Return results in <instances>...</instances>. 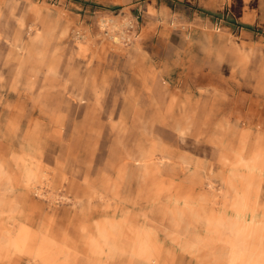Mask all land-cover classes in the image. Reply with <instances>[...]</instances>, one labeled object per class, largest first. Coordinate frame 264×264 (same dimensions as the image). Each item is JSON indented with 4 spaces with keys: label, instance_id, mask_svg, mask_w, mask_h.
Returning <instances> with one entry per match:
<instances>
[{
    "label": "rangeland",
    "instance_id": "1",
    "mask_svg": "<svg viewBox=\"0 0 264 264\" xmlns=\"http://www.w3.org/2000/svg\"><path fill=\"white\" fill-rule=\"evenodd\" d=\"M29 129L51 164L68 158L76 183L25 196L36 225L54 216L76 237L73 228L93 212L90 223L103 216L107 200L96 195L107 177L119 191L108 214L118 207L137 223L144 213L159 221L154 207L172 196L219 193L225 146L243 132L264 142V0H0V153L21 151ZM153 137L170 156L157 178H120L136 140L148 146ZM205 176L212 187L192 180ZM88 192L83 207L77 195ZM159 232L176 264H203L198 246L191 257Z\"/></svg>",
    "mask_w": 264,
    "mask_h": 264
},
{
    "label": "bare ground",
    "instance_id": "2",
    "mask_svg": "<svg viewBox=\"0 0 264 264\" xmlns=\"http://www.w3.org/2000/svg\"><path fill=\"white\" fill-rule=\"evenodd\" d=\"M40 33L41 30L36 29V34ZM112 37L120 40L115 34ZM31 75L29 84L33 87L36 74ZM176 129L184 133L181 124L178 123ZM6 130L16 136L20 129L9 122ZM37 137L38 132L29 129L21 151H14L10 158L0 153V263L13 264L26 258L33 264H176L160 239L162 230L175 249L180 248L191 257L198 256L195 253L198 246L197 250L203 252L198 261L203 264H264V142L261 139L251 141L249 133L243 132L238 145H224L226 149L220 161L226 170L219 175L223 185L220 192L200 193L199 200H193V191L185 195L183 201L172 196L170 201L154 207L160 214L159 221L144 213L142 222L137 223L129 211L119 217L118 207L113 214H108L111 200L119 191L117 183L110 177L104 178L106 193L96 195L107 200L100 211L103 216L90 223L96 214L93 212L73 228L75 237L69 227L63 229V222L54 216L36 225L35 211L27 212L24 206L25 196L43 195L44 185L52 189L60 184L65 186L66 182L76 186L67 172L68 158L56 155L51 164L53 158ZM140 141L136 140L131 152L122 160L120 178L131 172L139 180H155L161 166L170 159L167 149L156 138H151L148 146ZM157 152L162 156L158 157ZM115 156L113 151L112 157ZM198 171L199 168L194 173ZM198 179L192 180L201 183L208 180L210 187L213 186L210 176ZM85 180L92 184L88 178ZM155 187L153 194L161 189L159 184ZM93 194H79L76 202L84 207Z\"/></svg>",
    "mask_w": 264,
    "mask_h": 264
}]
</instances>
